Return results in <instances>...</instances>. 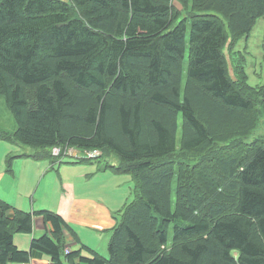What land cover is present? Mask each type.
<instances>
[{
  "label": "trees",
  "instance_id": "16d2710c",
  "mask_svg": "<svg viewBox=\"0 0 264 264\" xmlns=\"http://www.w3.org/2000/svg\"><path fill=\"white\" fill-rule=\"evenodd\" d=\"M262 19L264 0H0V96L16 122L1 139L52 161L55 148L101 151L78 162L104 159L136 184L109 258L66 254L74 232L62 216L0 199V264L34 253L49 264H264V135L246 142L264 81L252 86L228 56ZM36 216L53 231L20 250L15 236L32 235Z\"/></svg>",
  "mask_w": 264,
  "mask_h": 264
},
{
  "label": "crops",
  "instance_id": "0c3cea01",
  "mask_svg": "<svg viewBox=\"0 0 264 264\" xmlns=\"http://www.w3.org/2000/svg\"><path fill=\"white\" fill-rule=\"evenodd\" d=\"M261 22L260 26L264 31V19H262ZM253 34L247 42L245 40L241 41L245 44L244 51H249L251 49ZM1 142L3 141L0 139V161L6 156V153L4 155V144ZM34 152L36 151L34 150ZM70 152L74 154L77 150L70 149ZM39 153L40 151L37 150L35 155L39 156ZM43 159L45 160V158ZM112 163L117 164L115 162ZM38 164L39 163L33 160L19 158L18 164L16 165L17 170L14 174L12 173L13 175L7 173L8 171L2 166L0 168V199L9 203L13 208L18 210L22 209V211L25 212L48 210L59 214L74 232V234L68 233L66 236L67 244L71 250H78L85 246L95 250L100 255H106L107 251L109 252L112 230L117 224L114 215L121 210L110 207L99 198H95V195L88 196L86 191L81 189L80 185L77 183L78 179L75 182L67 181L65 184H63V182L61 183L59 175L55 173L56 176H59V179L54 175H50L49 172H53L52 170L47 171L41 176L38 175L33 179L32 183L35 185L38 178H40L36 186L35 194H31V175L27 174L23 179L21 173L24 169L36 168ZM84 164H92V161H86ZM86 172L89 174L84 175V173H82L81 176L84 181L82 184L83 186L91 183L97 184L98 180H101L100 178L106 176L99 167L94 165L91 168L85 169V173ZM100 174H102V177H99ZM11 177H13V179H11ZM45 182L47 183L44 185ZM50 182L59 183L60 186L50 191L48 188ZM41 187V198L35 199ZM94 190L96 191L98 189L95 187ZM51 192L54 193L53 202L50 198L48 200L46 199V195ZM50 231H53L52 226L50 224L46 225L42 216H36L33 234L16 235L15 244L20 250L28 251L33 239H38ZM105 258H109V256ZM49 263V257L40 253H34L31 261L24 264Z\"/></svg>",
  "mask_w": 264,
  "mask_h": 264
},
{
  "label": "rangeland",
  "instance_id": "374dc122",
  "mask_svg": "<svg viewBox=\"0 0 264 264\" xmlns=\"http://www.w3.org/2000/svg\"><path fill=\"white\" fill-rule=\"evenodd\" d=\"M260 20L258 22V25L254 29L253 34V41L251 45V49L249 51H244L245 44L244 42H241L238 44V46L235 48L234 51L228 53V56L230 58V62L233 66H235L237 63H242L246 66L247 73L249 74L250 81L249 83L252 86H260L264 81V31L261 28V22ZM189 41V36L187 37ZM244 47V48H243ZM242 52V53H241ZM251 54V55H250ZM188 65H189V53L187 50V54L184 61V74H183V88L186 84L187 80V73H188ZM263 120L264 117L261 118V122L259 127L246 139V142H252L255 138L264 135V127H263ZM180 129L178 132V147L180 146L181 141V126H182V119L180 118L179 121ZM16 128V122L15 119L9 110V108L6 105V101L4 97L0 96V135L2 132H11L14 133ZM1 139V137H0ZM1 143L4 144V155L6 153V156L3 160L0 161V168L3 166L5 170H7V173H11L13 175L15 171L17 170V164L18 159H29L33 160L38 164L36 168L31 169H24L21 173V177L24 179L27 174L31 175V194H35L36 186L40 178H38L35 185H33V179L38 175H43L49 170H52L53 172H49L50 175H57L60 176L61 183L65 184L67 181L75 182L77 179V183L80 185L81 189L85 190L88 196H94L95 198H99L102 202L107 203L110 207L117 208V210H122L124 206L134 200V190H135V180H133V177L130 174H119L116 172L113 168H105L106 160L100 159L99 161H93L92 164H84L80 161V158H78V155H82L84 158V152L78 151L77 153H74L73 155H70V150L67 152L62 153L60 150L58 155H55L54 149L52 153L56 156H61L58 158H55V161H52L51 158H41L40 156H34L35 153L38 151H42L39 148H33L30 146H25L22 144H19L17 142H12L8 140L1 139ZM34 150L36 152H34ZM34 153V155H33ZM77 154V155H75ZM22 156V157H18ZM100 157V156H99ZM98 158V157H96ZM95 158V159H96ZM94 159V160H95ZM110 161V160H109ZM117 163L118 160L112 159L110 161ZM113 164V163H112ZM97 166L99 169L105 173L102 177V174L99 175L101 180H98L97 184L91 183L87 185H82L84 183L83 179L81 178L82 173L89 174L88 172L85 173V169L91 168L92 166ZM13 173V174H12ZM59 176H56L57 179H59ZM78 176V178H77ZM13 179V177H11ZM47 182L44 183V185ZM60 186L59 183H49L48 188L51 191L53 188H58ZM44 187V186H42ZM38 190L35 199L41 198V191ZM97 188L98 190H94V188ZM176 197H177V181L173 183V191H172V200L173 205L176 204ZM53 202L54 199V193H48L46 195V199ZM127 202V203H126ZM22 210V209H20ZM118 212V211H117ZM119 213L114 215L115 220L118 223ZM117 225V224H116ZM17 235H25V234H17ZM173 240V231L170 232L169 237V243L171 244ZM109 252L107 251L106 255L102 256L108 257Z\"/></svg>",
  "mask_w": 264,
  "mask_h": 264
},
{
  "label": "built area",
  "instance_id": "2783aa9c",
  "mask_svg": "<svg viewBox=\"0 0 264 264\" xmlns=\"http://www.w3.org/2000/svg\"><path fill=\"white\" fill-rule=\"evenodd\" d=\"M59 151H60V149L55 148L54 149L55 155H58L57 153H59ZM70 155H73V154L71 153ZM75 155H77V154H75ZM101 155H102V152L101 151H91V152H87L86 151V152H84V158H82L83 156L80 155V154L78 155V158H80V159H95L96 157H99ZM70 252H71V249L70 248H67L66 249V254H69Z\"/></svg>",
  "mask_w": 264,
  "mask_h": 264
}]
</instances>
